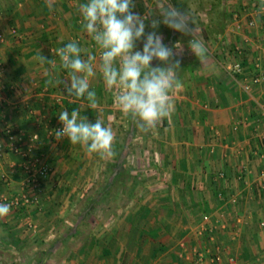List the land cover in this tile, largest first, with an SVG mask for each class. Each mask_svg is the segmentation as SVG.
<instances>
[{
    "label": "crops",
    "instance_id": "1",
    "mask_svg": "<svg viewBox=\"0 0 264 264\" xmlns=\"http://www.w3.org/2000/svg\"><path fill=\"white\" fill-rule=\"evenodd\" d=\"M86 2L55 0L50 10L46 0H0L2 190L8 181L1 175L9 178L11 174L14 186H21L24 179L18 167L20 157L8 148L6 126L21 133L26 143L32 134L39 136L35 153L51 169L43 199L49 204L56 196L54 179L69 178L59 192V197H68L71 179L82 165L75 155L81 145H72L67 138L50 139L48 128L60 123L58 114L68 110L67 105L78 106L89 122L108 120L114 100L99 71L100 50L81 27L78 5ZM258 3L253 11L244 9L240 14L245 26L242 31L233 28L231 38L196 31L208 50L203 63L188 49L190 37L163 24L159 27L165 44H181L182 63L177 72L184 85L173 92V111L157 128L162 155L161 177L156 180L160 190L151 195V203L143 200L132 213H122L118 226L109 233L88 240L86 261L73 260L70 252L67 264H217L211 261L215 255L222 257L221 264L228 256L237 264H264V227L260 226L264 222V13L253 15L261 0ZM252 18L256 25L250 29L246 22ZM71 41L97 56L96 75L90 78L99 101L95 110L88 109L87 101L67 96L63 86L49 83L56 77L67 78L55 52ZM38 54L54 58L56 70L34 60ZM236 61L242 72L232 74L228 69ZM80 152L85 157L84 147ZM129 217L134 218L131 225Z\"/></svg>",
    "mask_w": 264,
    "mask_h": 264
},
{
    "label": "rangeland",
    "instance_id": "2",
    "mask_svg": "<svg viewBox=\"0 0 264 264\" xmlns=\"http://www.w3.org/2000/svg\"><path fill=\"white\" fill-rule=\"evenodd\" d=\"M180 1L198 33L221 34L231 38L234 34L233 14L243 15L244 9L253 11L260 0ZM134 2V11L141 16H148L147 24L164 8V0ZM160 26L163 27L162 24ZM146 30L151 29L149 27ZM137 50L142 51L140 42L137 43ZM109 110L108 120L103 122L114 131V155L102 159L97 153L89 154L86 151L84 157L80 155L81 146H78L77 151L73 152L78 156L77 160L82 167L76 169L77 173L71 179L70 196L59 197L60 190L65 188L64 182L69 181L68 177L59 176L54 179L56 196L49 204L43 200L46 195L44 189L38 207L23 209V214L16 220L11 217L18 211L0 217V264H67V254L70 252L73 260L86 261V256H90V251L86 249L88 240L100 239L109 233L122 218V213H132L141 201L147 200L151 203V195L160 190L156 180L161 177L159 173L162 172L161 169L158 170V166L162 164L158 130L154 134L141 133L134 128L130 118L114 104ZM131 129L134 130V137L127 144L126 136ZM124 144H127V155L122 165L118 156ZM11 157L14 161L17 160L15 156ZM40 157L44 159L42 155ZM8 176V182L3 184L4 190L0 188V203L2 197L10 198L22 188V185H10L11 174ZM110 176L114 177V182L110 188L104 190ZM54 244L56 248L45 258L46 252ZM42 258L46 259L44 263L41 262Z\"/></svg>",
    "mask_w": 264,
    "mask_h": 264
},
{
    "label": "clouds",
    "instance_id": "3",
    "mask_svg": "<svg viewBox=\"0 0 264 264\" xmlns=\"http://www.w3.org/2000/svg\"><path fill=\"white\" fill-rule=\"evenodd\" d=\"M46 3L50 10L54 9L55 0ZM260 7L264 11V0ZM135 8L134 0H87L78 5L81 27L100 50L99 71L105 90L113 95L115 107L130 118L135 129L154 134L173 111V92L184 87L177 72L182 63L181 44H165L158 31L160 25L190 37L188 49L200 63L206 61L208 50L197 37L189 14L171 0H167L160 14L151 18L150 24L146 23L148 16H141ZM149 27L151 30H146ZM138 42L142 51L137 50ZM55 55L59 57V67L67 70V78L56 77L49 83L63 86L69 97L87 101L88 109H97V93L90 84V78L96 75L97 56L76 41L56 49ZM33 59L49 65L52 71L57 68L54 58L38 54ZM153 61L158 63L154 65ZM58 119L62 125L54 132L58 141L67 138L72 145H81L89 154L97 153L102 159L114 155V131L101 119L91 123L77 109L61 111ZM10 209L11 205L0 203V217L7 216Z\"/></svg>",
    "mask_w": 264,
    "mask_h": 264
},
{
    "label": "built area",
    "instance_id": "4",
    "mask_svg": "<svg viewBox=\"0 0 264 264\" xmlns=\"http://www.w3.org/2000/svg\"><path fill=\"white\" fill-rule=\"evenodd\" d=\"M256 13V14H255ZM264 13L261 11V7L257 8L253 15H259ZM233 26L236 31H242L245 24H243L241 17L238 13L233 14ZM256 25L255 19H250L246 22V26L250 29L254 28ZM12 34H15L16 31L13 29L11 30ZM2 35H0V43L3 41ZM4 70L1 57H0V76L2 75ZM232 74H239L242 72V65L239 61L233 63L230 68L228 69ZM261 77L254 79V82H259ZM248 90V86H246ZM61 123L56 125H52L47 130V135L50 139L58 141L55 136L54 132L56 129L61 128ZM8 148L10 152L20 157L21 161L18 165L20 170L23 172L24 179L22 182V188L20 192L10 198L2 197L1 203L11 205L10 212L19 211L20 209H28L31 207H38L41 203V197L44 193L45 183L50 175L51 169L50 166L45 163V161L40 157V155L35 153L37 145L39 143V136L37 134H32L29 139L28 143H26V139L23 137L21 133L15 132L10 127H5L4 129ZM4 181H7L6 175H1ZM262 190H264V186H262ZM208 218L204 217L206 221ZM261 227H264V222L260 223ZM203 255L199 254L198 259L201 261ZM213 263L221 264L222 257L220 255H215L211 258ZM225 264H237L236 260L232 256H228L226 258Z\"/></svg>",
    "mask_w": 264,
    "mask_h": 264
},
{
    "label": "trees",
    "instance_id": "5",
    "mask_svg": "<svg viewBox=\"0 0 264 264\" xmlns=\"http://www.w3.org/2000/svg\"><path fill=\"white\" fill-rule=\"evenodd\" d=\"M166 2H167V0H164V5H165ZM171 2H172L174 5H176L178 8L184 10V4H183V2H181L180 0H171ZM166 27H167V26H166ZM167 28H168V27H167ZM168 29H169V28H168ZM77 108H78V106H76V105H73V106H68V105H67V109H68L70 112H71L73 109H77ZM132 133H133V130H130V131L128 132V135L126 136V137H127V138H126L127 144H128V142L133 138V137H132ZM127 144H124V145L121 146V151H120L119 156H118V161H119V163H121L122 165H123V162H124L125 156L127 155V150H126V146H127ZM122 165H121V166H122ZM113 182H114V177H113V176H110V177L108 178V181H107L105 187H104V190H107L108 188H110V187L112 186ZM18 212H19V214H18ZM18 212L15 213V215H13V216L11 217V219H15V220H16L17 217H18L19 215L23 214L22 212H24V210H23V209H20ZM128 221H129V224L131 225L132 223H134V218H133V217H129ZM16 224H17V223L15 222L14 225H16ZM92 243H94V241H92Z\"/></svg>",
    "mask_w": 264,
    "mask_h": 264
}]
</instances>
